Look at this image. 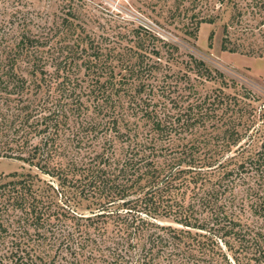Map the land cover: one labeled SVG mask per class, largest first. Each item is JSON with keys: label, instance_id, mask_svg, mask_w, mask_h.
<instances>
[{"label": "trees", "instance_id": "trees-1", "mask_svg": "<svg viewBox=\"0 0 264 264\" xmlns=\"http://www.w3.org/2000/svg\"><path fill=\"white\" fill-rule=\"evenodd\" d=\"M218 1L234 9L222 49L237 51L230 25L245 5ZM254 1L264 4L246 5ZM66 28L52 53L29 29L0 44V158L24 167L0 178L2 232L14 225L4 218L12 212L20 230L39 223L60 231L53 238L72 250L75 264H215L217 237L240 226L238 175L259 181L249 189L264 220V102L255 105L251 90L190 54L188 92L177 83L178 95L171 84L161 86L167 98L176 97L156 110L147 92L155 68L145 62L140 31L133 46L107 48L78 24ZM164 45L171 57L178 51ZM207 81L218 83L210 94L198 88ZM42 174L58 182L65 204L78 208L69 229L57 227L66 212L58 194L40 184ZM43 253L26 251L11 263L41 264ZM257 261L264 264V249Z\"/></svg>", "mask_w": 264, "mask_h": 264}, {"label": "rangeland", "instance_id": "rangeland-1", "mask_svg": "<svg viewBox=\"0 0 264 264\" xmlns=\"http://www.w3.org/2000/svg\"><path fill=\"white\" fill-rule=\"evenodd\" d=\"M241 2L242 6L245 5L246 13L237 17L233 26L230 25L232 45H239L237 51L222 49L224 26L232 23L234 9L232 4L222 5L218 0H0V44L14 42L20 31L29 29L47 41L44 48L50 47L47 50L52 53L54 48L63 43L66 24L70 23L85 28L87 33L107 48L112 45L120 48L133 46L140 35L145 45V62L152 63L155 68L149 76L153 84L150 89L152 92H147L151 98L149 102L156 106V110L163 109L165 101L172 104L170 100L179 93L174 87L175 83L183 89L182 92H188L184 88H188L189 77L184 74L188 71L186 62L190 54L221 71L229 80L233 79L251 90L257 98L254 104L260 105L264 102V4L261 6L262 2L254 1L256 6H247L250 0ZM209 14L218 16L216 22L200 23ZM147 30L156 36L147 33ZM212 32L214 36L210 40ZM165 42L178 47L172 57L167 52ZM156 50L161 51V56L154 53ZM191 77L194 79V74ZM161 86L169 87L176 95L167 98L163 93L165 88ZM217 86L218 83L207 81L203 85L199 84L198 88L202 93L210 94ZM175 89L177 92L173 91ZM225 90L232 91L229 87ZM141 120V123L146 121ZM14 171H24L20 160L0 158V178ZM41 177L40 184L47 193L58 194L60 210L66 212L63 215L65 223L57 227L69 229L73 222L71 215L75 213L73 209L78 208L64 203L54 178L47 174ZM236 178H239L236 180L237 187L235 185V201L238 204L237 220L240 226L236 227L235 235L220 233L212 251L213 261L215 264H260L257 259L259 250L264 249V220L252 205L257 194L252 195L249 189L253 183L257 186L259 181L254 176L243 179L238 175ZM87 203L84 201L82 207L87 206ZM80 211L90 214L89 210ZM11 213L9 216L5 214L4 218L14 225L5 235L0 228V264H13L12 260L19 261V255L31 250L48 253L46 261H39L41 264H75V254L56 244L53 230H46L50 229L49 225L42 227L39 223L30 224L29 221V227L23 231L17 228L18 224L13 221L17 217ZM256 234H259V241L255 239ZM46 235L52 238L47 240ZM99 264L112 263L103 259Z\"/></svg>", "mask_w": 264, "mask_h": 264}]
</instances>
